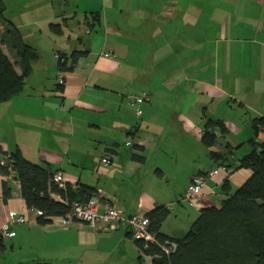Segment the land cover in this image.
<instances>
[{
  "label": "crops",
  "instance_id": "crops-1",
  "mask_svg": "<svg viewBox=\"0 0 264 264\" xmlns=\"http://www.w3.org/2000/svg\"><path fill=\"white\" fill-rule=\"evenodd\" d=\"M73 1L76 11L66 15L70 0H14L26 23L19 22L22 14L15 16L17 9L9 20L3 16L8 22L0 20V43L11 24L39 54L22 93L0 104V152L19 151L28 162L61 173L65 184L95 189L102 206H116L126 217L165 207L169 214L159 232L178 238L201 209L218 208L226 199L224 180L231 194L250 176L236 166L249 152L252 121L264 117V0H125L131 6L126 14L118 13V21L97 12L98 20L82 28L91 35L88 44L62 51L54 44V81L46 82L41 49L31 43L54 20L75 19L79 4ZM108 2L116 9L121 0ZM85 10L83 21L93 15L91 8ZM100 22L109 39L94 45ZM119 35L126 40L113 39ZM128 42L139 46L133 49ZM1 48L21 75L15 55L6 45ZM73 51L87 55L73 72H58V58ZM147 68H161L160 77ZM141 94L149 100L131 104ZM208 120L224 124V134L214 130L212 149L221 161L212 160L211 150L200 142ZM255 141L264 144V127ZM103 158L109 166L101 164ZM221 166L229 173L208 181L193 206L180 201L192 177ZM11 213L26 223L12 227L14 237L2 243L0 253L6 257L0 264H151L125 228L94 232L65 218L37 225L38 214L26 208L15 174H0V227Z\"/></svg>",
  "mask_w": 264,
  "mask_h": 264
},
{
  "label": "trees",
  "instance_id": "trees-1",
  "mask_svg": "<svg viewBox=\"0 0 264 264\" xmlns=\"http://www.w3.org/2000/svg\"><path fill=\"white\" fill-rule=\"evenodd\" d=\"M4 5L0 0V20L3 18ZM98 20V15H92ZM55 35H61L60 24H50ZM6 45L15 55L16 65L21 70L18 75L14 65L3 52L1 45ZM87 52L73 51L68 56L61 55L57 60L60 73L73 72L77 61ZM39 60L38 52L25 44L20 33L13 25L5 28L0 43V104L19 96L24 87V80ZM264 127V117L252 121L253 138L248 141L249 152L237 160V169L250 171L249 178L230 194L228 182L221 186L226 199L218 208H203L191 224L189 230L178 238H168L160 234L162 222L169 212L165 207H157L145 217L149 221V230L155 234L159 244L174 242L176 250L166 256L153 244L145 245L135 241L142 256L151 259V264H264V144L255 138ZM215 129L225 133L224 124L208 120L200 136L201 144L211 150L210 158L214 161L224 159L212 151L216 145ZM227 151L232 149L227 146ZM6 165L0 167V174L8 176L10 167L19 182L21 198L27 209L35 211L39 226L48 225L52 218H66L72 203L87 202L97 196L96 190L86 185L65 184L60 188L52 181L55 174L49 167H41L25 160L19 151L11 154L1 153ZM133 160L143 161L132 156ZM3 196L8 198L9 191L3 184ZM54 198H58L55 200ZM0 241V250L3 245ZM141 263V257L138 258Z\"/></svg>",
  "mask_w": 264,
  "mask_h": 264
},
{
  "label": "built area",
  "instance_id": "built-area-1",
  "mask_svg": "<svg viewBox=\"0 0 264 264\" xmlns=\"http://www.w3.org/2000/svg\"><path fill=\"white\" fill-rule=\"evenodd\" d=\"M148 97L145 94H141L131 98V104H135L137 101H148ZM137 116H140V111L136 112ZM101 164L109 166L110 160L103 158ZM6 165V162L0 152V167ZM9 174L13 173L8 167ZM228 174L229 171L221 166L216 169H211L203 176H194L190 179L184 194L181 196L180 201L189 206L199 199L203 189L208 181L217 182L219 174ZM14 174V173H13ZM52 181L60 188H64V179L61 173H55L52 176ZM103 207L102 212L100 208ZM68 222L77 221L88 226L94 232L100 230V228H110L112 230H118L125 228L129 230L131 239L133 241H141L145 245L153 244L158 246L162 252L169 256L176 250V244L174 242H165L159 244L156 236L149 230V221L143 215H133L126 217L123 215L121 209L116 206H102L98 196H94L87 202H74L71 205L70 212L65 218ZM26 223V219L22 215L8 214L6 222L0 227V241L4 242L14 237L12 227L16 225H22Z\"/></svg>",
  "mask_w": 264,
  "mask_h": 264
},
{
  "label": "rangeland",
  "instance_id": "rangeland-1",
  "mask_svg": "<svg viewBox=\"0 0 264 264\" xmlns=\"http://www.w3.org/2000/svg\"><path fill=\"white\" fill-rule=\"evenodd\" d=\"M3 1L6 2L5 5L7 8V10H4V13H3V16L5 17V19L9 20V13H11L15 9H17L18 12L15 16H17L18 14H22L23 17H21V20L18 19V17H16L15 19L20 20L19 22H22V24H25L26 23L25 14H24V12L20 11L19 8H21V7L19 6V4H18L19 7H17V5H15V3H14V0H3ZM74 2L75 1L70 0V6H71L70 8L71 9L64 10L66 15H70L76 11V6H75ZM76 3L79 4V7H78L79 11L76 12L77 17L75 19L71 18L69 20L63 21V20H61V18H59L58 20L53 21L54 22L53 24H60L61 31L63 33L62 35H60V36L55 35L50 30L49 27L42 30L39 34H38V30L35 31V34H38L37 36L34 35L37 38V39H35L37 41L35 42V40H34L33 43H31V45L35 46L38 49H41L40 55L42 56V60L45 61L44 65L46 68L40 69V72H41L42 76L46 78V82H53L54 81V72L52 71V68L54 67V64H55L54 59H53V52H52V48L54 47V44H56L55 46L57 48H59L57 50L62 51V50H64L63 46H65V47L66 46H73L75 49H78L80 44L84 45V44H88V42H90L91 35L90 34L86 35L84 32H82L83 31L82 28L86 27L87 24L92 23L93 16L88 14L86 16L88 19L83 21V16H84L83 12H85V13L88 12L86 10L84 11V8H87V7L91 8L93 14L99 12L101 15H103L105 13L107 20L112 21V20H117V17L120 14V12H122L123 14H126L129 10L130 6H131V5L126 6L127 2L125 0H121V3L118 4L119 5L117 7L118 9L117 8L116 9H113V8L109 9L110 5H109L108 0H76ZM54 6L56 7V9H60V6H58L57 3ZM122 9H123V11H120ZM83 23H84V26L82 25ZM96 27H97L96 35L93 33L94 39L92 41V43L94 45L97 43L101 44L103 39H106V40L109 39V37H107L104 34V32H106V29L104 27L103 22L101 23V27H99L98 25H96ZM113 31L116 32V35L121 34V32H122V31H120V29L119 30L114 29ZM20 32L25 33V29L24 28L20 29ZM110 38H112V37H110ZM113 39H115L117 42H119V40H126V37H124L123 35H119L117 37H114ZM145 39L147 40L148 37H146ZM25 40H27L26 37H25ZM128 43L130 44L131 42H128ZM132 43H133V46H132L133 49L136 47L138 48L139 44L137 46L136 45L137 43H135V42H132ZM134 54H136V52ZM146 71L148 73H151L152 75H154L156 78L160 77V75H161V73H160L161 68H147ZM182 83L179 86L180 89L183 87ZM147 107H149V106H145L144 109ZM140 109H141V107H140ZM219 142L222 144L223 140L220 139ZM121 149H124L122 144H120V150ZM235 190L236 189H233L232 192H234ZM185 205H187V204H185ZM190 226H191V223L188 225L187 229L183 230V234H185V232H187V230L190 228ZM183 227H184V225H183ZM179 236L181 237L183 235H179ZM3 257H6V254H4L2 252V253H0V260H2ZM55 262L56 261L50 262L49 264H55ZM141 264H144V263H141Z\"/></svg>",
  "mask_w": 264,
  "mask_h": 264
}]
</instances>
